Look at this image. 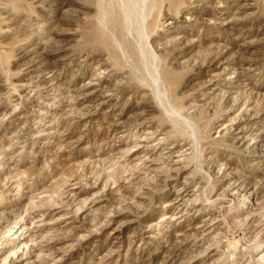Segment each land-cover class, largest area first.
<instances>
[{"label": "rangeland", "instance_id": "374dc122", "mask_svg": "<svg viewBox=\"0 0 264 264\" xmlns=\"http://www.w3.org/2000/svg\"><path fill=\"white\" fill-rule=\"evenodd\" d=\"M0 264H264V0H0Z\"/></svg>", "mask_w": 264, "mask_h": 264}]
</instances>
